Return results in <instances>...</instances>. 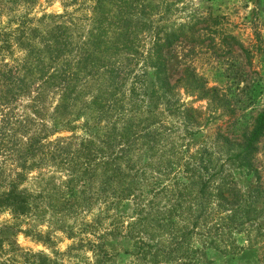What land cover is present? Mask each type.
<instances>
[{"label": "trees", "instance_id": "1", "mask_svg": "<svg viewBox=\"0 0 264 264\" xmlns=\"http://www.w3.org/2000/svg\"><path fill=\"white\" fill-rule=\"evenodd\" d=\"M35 1L1 0L0 7ZM179 3L94 0L89 29L80 43L74 40L72 23L59 15L49 19L52 21L42 31L33 28L22 33L23 25L15 31L12 40L23 54L16 61H7L3 53L7 47L0 46V155L10 161L12 168L7 180L5 176V184L1 183L4 171L0 170V186L4 188L0 191V211L9 212L14 220L28 218L31 223L46 213L71 218L96 208L98 203L108 208L113 200H132L140 206L144 202L143 188L155 180L178 184L175 175L170 176L180 158L174 143L164 148L171 131L162 133L158 108L164 105L163 111H173L182 106L185 127H199V112L175 100L179 86L215 110L233 111L230 100L217 87H209L189 68L185 67L174 83L170 82L166 51L181 40L215 41L214 32L205 37L196 35L202 31L195 28L196 22L165 24ZM254 3L264 14V0ZM153 17L158 19L151 22ZM143 33L148 34L151 43L145 52L139 42ZM255 37L259 40L258 34ZM217 39L221 45L236 42L235 37L226 34H219ZM136 59L141 62L140 73L130 68L137 65ZM78 131L81 136L75 135ZM63 132L71 136L53 138ZM263 133L264 112H260L238 143L220 137L229 148H235L225 163L210 169L211 159L199 157L197 166L186 167L193 182L190 184L196 185L197 210L202 213L212 202L218 212L230 213L228 217L232 219L244 196L231 175L224 174V165L256 177L253 158ZM145 156L148 163L142 161ZM35 171L39 178L37 190L22 187ZM58 172L64 173L65 179H58ZM217 177L220 181L214 185ZM259 188L255 190L261 192ZM155 189L152 185L149 192ZM163 189L164 186L160 191ZM262 199L264 204V196ZM187 208L192 210L191 206ZM164 213V220L172 222L173 211ZM128 224L123 228L131 231L135 223ZM196 225L193 223L192 230ZM35 227L22 231L17 224L0 225V255L4 258L0 264H61L60 254L55 251L49 256L17 245L16 236L23 234L51 248L50 231L42 233ZM115 227V223H108L105 231L89 233L93 239L79 238V243L68 251L85 249L91 255V264H112L118 253H112L113 244L107 242L116 235ZM192 230L184 232L173 246L162 247V240L140 242L131 255L140 264H192L202 259V254L184 248ZM67 237L73 238L71 234ZM149 240L153 242L154 236ZM216 251L224 256L232 254Z\"/></svg>", "mask_w": 264, "mask_h": 264}, {"label": "rangeland", "instance_id": "2", "mask_svg": "<svg viewBox=\"0 0 264 264\" xmlns=\"http://www.w3.org/2000/svg\"><path fill=\"white\" fill-rule=\"evenodd\" d=\"M177 1L180 3L166 17L165 24L173 23L177 26L196 22L195 28L202 30L196 35L205 37L214 32L212 36L215 41L211 44L210 41L192 43L181 40L166 51L170 82L174 83L185 67L189 68L203 77L209 87H217L230 100L233 111L230 113L215 110L208 106L206 101L186 94L178 86L175 90L177 104L197 110L200 122L199 127L186 128L182 113L180 114L182 106L173 111H163L164 105L158 108V114L161 113L162 133L169 134L171 131L170 139H167L164 148H171L174 143L180 158V164L170 176L175 175L178 184L173 185L172 180H155L143 188L144 202L140 206L132 200H113L108 208L98 203L96 208L71 218L46 213L41 219L31 223L28 218L14 220L9 212L0 211V225L17 224L22 231L29 226H36V230L42 233L50 231L53 241L51 248L18 234L15 240L20 248L49 256H53L55 251L60 254L58 258L61 264H91V255L85 249L68 251L69 248L73 244L76 246L79 238L93 239L89 233L95 231L97 235L107 229L108 223H115V228L118 229L116 235L110 237L107 242L113 244L112 253H118L112 264H140L141 262L131 255L137 251L140 242L154 243L156 240H162V247L173 246L184 232L192 230V225L196 222L187 245H182V248L202 254V259L193 261L192 264H264V133L259 139L257 153L253 158L256 177L233 166L224 165V174L231 175L244 196V202L232 219L228 217L230 213L218 212L212 202L202 213L197 210L199 200L195 198L196 185L190 184L193 182L191 176H188L190 173L186 172V167L200 163L199 157L211 159L210 169L216 164L225 163L226 157L235 151V148H229L220 137H228L233 143H238L242 133L251 129L256 115L264 112V14L259 13L255 0ZM93 4L94 0H36L30 5L20 3L11 5V8L0 7V46L7 47L3 51L7 61H16L23 56L12 40L21 25L25 29L22 33H29L33 28L42 31L49 26L52 21L49 19L54 16L63 15L66 19L64 21L68 19L72 23L75 29L74 40L80 43L89 29ZM157 19L158 17H153L151 22ZM219 34L235 37V44L232 42L233 45H221L217 39ZM256 34L259 40L256 39ZM6 38L10 41H5ZM139 42L144 52L149 49L151 43L147 33H143ZM136 63L137 65L130 68L135 73H140L141 62L137 60ZM75 135L81 136L80 131ZM65 136L71 134L63 132L53 138ZM142 161L148 163L146 156ZM1 169L4 171L1 183L5 184L8 179L6 175L12 168L10 161H5L3 155H0ZM55 175L58 179H65L64 173L58 172ZM37 176L36 171L30 173L22 187L36 191L39 182ZM219 181V177L214 179V185ZM152 185L156 189L149 192ZM1 186L0 191L4 189ZM163 186L166 190L161 192ZM255 187H260L261 192L255 190ZM210 191L214 192V189L211 188ZM188 206H191L192 210H189ZM169 209L173 211L172 222L164 220V212ZM128 223H135L130 227L131 231L123 228L129 225ZM88 225L93 226L88 228ZM68 234L73 238L69 239ZM150 236H154L153 242L149 240ZM217 249L232 254L224 256L216 251ZM124 250L127 253H123ZM3 259L0 255V261Z\"/></svg>", "mask_w": 264, "mask_h": 264}]
</instances>
